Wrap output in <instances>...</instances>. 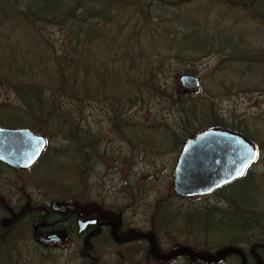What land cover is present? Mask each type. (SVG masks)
<instances>
[{
  "label": "trees",
  "instance_id": "1",
  "mask_svg": "<svg viewBox=\"0 0 264 264\" xmlns=\"http://www.w3.org/2000/svg\"><path fill=\"white\" fill-rule=\"evenodd\" d=\"M206 5L216 9L214 17L200 13L206 12ZM158 7L165 16L154 13ZM169 8H181L183 13L173 15L167 12ZM235 11L264 22V0H0V84L15 94L23 107L21 120L6 125L27 127L44 136L46 144L37 163L49 159L51 152L55 159L59 148L77 159L73 167L76 188L64 184L70 197L76 199L78 188L87 183L89 175L82 173V165L93 167L97 142L94 129L84 120L87 103L100 106L108 128L117 137L130 139L138 151L136 146L141 145L145 152H161L149 132H158L163 141L182 142L206 128L225 127L252 140L244 130L223 122L215 109L214 92L185 93L167 74L175 69L173 64L185 67L211 55L218 57L214 70L223 78L235 67L241 69L236 72L241 78L243 69L260 64L264 60L262 50L250 49L244 34L229 33L226 29L231 24L220 21L222 14L229 16ZM129 18L134 24L128 30L125 26ZM48 27L56 28L62 37L49 39ZM224 89L219 93L227 94ZM0 108L8 107L0 104ZM129 109L144 110L146 119L129 117ZM127 129L132 131L131 137ZM53 134L61 135L66 145L50 148L48 140ZM246 178L244 174L236 182ZM128 186V200L121 205L124 210L100 204L118 214L122 221L120 235L127 234L125 227L129 224V232L145 231L160 245L158 233L172 221L171 214L166 215L170 198L175 196L171 178L166 192L151 202L147 210L150 225L145 228L133 226L123 215L126 205H136L148 189L145 183L140 185L143 190ZM242 217L245 220L240 231L252 225L259 228L257 236L246 235L242 243L264 244V213L245 209ZM76 229L72 224L68 239L75 237L72 252L77 264H105L97 243L113 246L108 252L110 264H168L176 259L155 258L148 251V243L137 241L141 238L115 242L107 231L82 238ZM28 231L27 227L20 241L8 235L0 242V264H19L23 258L36 255L42 264L49 255L43 251L48 245L35 243ZM233 240L228 244H240ZM179 243L186 244L172 242ZM24 244L30 246L31 254L22 248ZM201 248L212 251L211 246ZM161 249L167 251L166 247ZM262 258L264 262L263 253ZM182 259L184 264H195L187 257Z\"/></svg>",
  "mask_w": 264,
  "mask_h": 264
},
{
  "label": "rangeland",
  "instance_id": "2",
  "mask_svg": "<svg viewBox=\"0 0 264 264\" xmlns=\"http://www.w3.org/2000/svg\"><path fill=\"white\" fill-rule=\"evenodd\" d=\"M203 10L206 12L200 10V13L204 17H214L216 9L211 5H206ZM122 11L124 13L126 9ZM167 12H172L173 15H180L183 13V10L181 8H169ZM154 13L165 16L160 7L155 9ZM227 14L229 13L222 14L220 19V21L225 22L227 25L231 24L226 31L232 34H244V39H249L250 41V49L262 50V56L264 57V22L251 19L242 12H231L229 16ZM127 21L125 29L129 30L133 26L134 21L130 18ZM46 31L49 33H47L49 39L54 38L59 40L62 37V33L58 32L56 28L48 27ZM217 60V56L211 55L185 67L173 64L175 69L169 71L167 74L169 77L176 79L178 86L185 93L192 92L193 94L201 95L206 89L214 92L217 95L214 99L215 109L222 117L223 122L244 130L248 136L254 139L251 140L250 138L252 142L257 146V143L260 144L257 158L249 166L246 173L247 178L236 182L235 186H230L231 188L221 189L218 192L197 197L180 198L172 196L168 203L170 208H167L168 213L166 214L167 216L171 214L172 221L158 233L161 247H168L173 241H184L188 246H196L195 249H202V246H211L214 249L218 245L230 243L236 230L239 229L237 223L221 218L220 215L224 214L223 211H211V209H223L232 198L241 204H245L244 208L252 211V213H264V60L260 64H254L250 68L243 69L244 73L241 75V78L236 76L237 70H241L238 67H235V70L231 71L230 74L227 73L228 76H225V78L221 77L214 70ZM183 73L196 75L200 81L198 87L194 90L181 87L177 78ZM220 83L223 86L219 85ZM223 89L227 91V94L223 95L219 93ZM0 104L8 107L0 108V120L5 119L3 116L5 111H10L12 114L17 111L22 114L23 107L20 101L15 94L8 91L2 84H0ZM84 114L86 116L85 121L90 125V128H93L95 133L101 132L100 134H102L105 140L103 148L105 143L108 148L110 146L113 149L121 145L116 139L123 138L114 137V132L109 130L100 106L95 103H87ZM127 114L129 117L136 115L139 118L146 119L144 110L129 109ZM160 116H166V113H161ZM126 132L130 137L132 136L131 130L127 129ZM149 133V137L155 139L157 144H160L161 152L157 153V150L145 152L142 150L141 145L136 146V148L139 147V151L134 149L132 160L135 175L130 174V182L135 186H139L140 190H143L140 185L145 183V188L148 191L146 196L139 197L136 205L126 207L123 215L125 221L140 228L146 227L144 224L148 220L147 210L155 196L166 192L168 179L170 178V167L174 161L172 154L168 151L164 152L168 149L169 142H166V140L162 142L163 139L160 138L158 132ZM61 137V135L55 136L53 134L48 140L50 148L64 145L65 141ZM123 148L125 149V146ZM57 153L55 159L51 158L53 157V152H51L49 159L38 161L34 166L35 172L39 173L43 171L46 175H52L55 180L59 179L63 184H70L76 188L77 180L73 167L77 159L72 157L69 151H62V148H59ZM101 162L103 164L97 169L99 173L95 175L96 163L94 162V170L90 180L91 185L95 186L99 193L105 194L104 200H107L108 203H111L110 200L114 201L115 196H117V203L119 205L121 203L125 204L128 200L126 195L129 191L127 190L128 185L126 184V186L125 183L121 184V179L119 180L114 171H111L109 158L107 160L102 159ZM115 190H117L116 194ZM199 210L200 212L196 213ZM176 212V217H174ZM241 231H243L241 237L246 240V235H250L251 238L257 236L259 228L257 225H252V227L247 228L245 231L243 229ZM73 238L70 239L71 241L65 238L59 242L60 244L54 242V244L48 245L43 251L49 255H47L46 259H42V264H77V260L74 258V253L72 252V248L75 245V237L73 236ZM97 244L99 249L102 248L101 261L105 264H110L108 252H110L112 245L108 248L101 243ZM22 248L24 250L27 249L30 252L28 254H31V251H29L30 246L24 244ZM261 252L264 254V250ZM36 256L29 257L28 259L23 258L19 264H39L40 260ZM168 264H184V260L179 258ZM222 264L235 263L229 259L226 263Z\"/></svg>",
  "mask_w": 264,
  "mask_h": 264
},
{
  "label": "flooded vegetation",
  "instance_id": "3",
  "mask_svg": "<svg viewBox=\"0 0 264 264\" xmlns=\"http://www.w3.org/2000/svg\"><path fill=\"white\" fill-rule=\"evenodd\" d=\"M9 112L5 111L3 113V116L5 119L0 120V127L21 128L22 126L6 125V122L8 121L13 120L14 122H16V121L21 120L20 112L15 111L14 116L12 118L10 116L7 117L8 115L12 114ZM84 120H86V117L84 118ZM30 130L33 131L32 129ZM100 133L101 132L95 133L97 142L94 145L95 151L92 154L93 161L96 163V169H95L94 175L99 173V170L97 169L100 165L103 164L101 160L102 159L107 160L109 158V163L111 164V166L109 167L111 171H114L115 175L119 177V180L121 179L122 181L121 184L125 183V185L126 184L132 185V183L130 182V179H131L130 174L132 175L134 174L133 160H132L133 155H134L133 153L134 147L131 143V140L130 139H116V141L121 143L119 147L113 149L112 147L109 146L108 148L107 144L105 143V146L103 148L102 146L105 140L103 139L102 134ZM84 135H85V131L83 129V136ZM114 137L117 138L115 133H114ZM185 141L186 139L182 142L174 141V140L166 141V142H169V145H168V149L165 150L164 152L168 151L170 154H172L173 160H174L170 167L171 181H173L174 168L177 162V158L181 152L182 146L184 145ZM45 144H46V140H45ZM123 146H125V149L123 148ZM257 151H258V147H257ZM83 152L86 153L85 145L83 146ZM37 159L34 161V163H32L25 170L16 168L0 160V242L5 240V238L8 235H12V237H15L16 240L20 241L21 240L20 238L22 237L23 232H25L27 227L29 228L28 233L30 237L32 238V240L35 243L42 244V245L54 244V242L50 241V242L45 243L42 240L45 237H47L48 234L51 232L58 234L61 237L60 241H62L65 238L68 239L69 238L68 233L70 231L72 224L76 226L77 228L76 230L78 231L79 236L82 238L83 237L88 238L101 231H107L110 234L112 230V225L108 222V219L100 217L98 212H92L89 214L82 215L79 210H70V209L61 210L60 209L61 207H63V205H65V203H70L74 201L77 203V205H95L101 211L112 212L118 221L117 233L119 236H122L120 235L122 231L121 230L122 221H120L118 214L114 213L108 207L102 206L100 202H104V204L112 207L113 209L124 210L125 206L123 208L121 207L122 203L120 205L117 203V196H115L114 201L109 199L111 203H108L107 200H104L105 194H102L101 192L99 193L97 188L91 185L90 180L92 178L94 164H93V167H89V166L87 167L86 164L82 165V168H83L82 173L86 174L88 172L89 175L86 178L87 183L83 182L82 186L78 188L79 197L78 199H76V198L70 197L69 190L65 188V185L59 179L55 180L52 175L51 176L48 174L46 175L43 171H40L39 173L35 172L36 170H34V166L37 164ZM255 160L247 165L243 175L246 174V172H248L249 166L253 164ZM240 177L234 178L212 189L211 191L205 194L191 195V196H182V195L176 194L175 192L174 194L176 197L189 198V197L207 195L212 192L215 193L221 189H228L230 186H235L236 181L240 179ZM128 188L129 187L127 186V189ZM172 189H173V186H172ZM116 193H117V190H115V194ZM126 195L128 197L129 192ZM126 207L128 206L126 205ZM244 207H245V204L243 203L241 204L240 202L235 201L232 198V200L229 201L226 204V207H224L223 209L212 208L211 211H218V212L223 211L224 214H221L220 217L226 220H231L233 222H236L239 227V229L236 230L235 235H233L232 239L236 240V242H239L240 244H237V245L225 244L223 246H235V247L240 248L244 254L245 264H257V256L260 257L262 264H264L263 258H262V252H261L262 250H264V244L253 243V244L246 246L244 245V243H242V242H245V240L240 235V232H241L240 228L242 226L241 221L245 220L242 217V212H244L246 209ZM22 208H24V211L21 215H19V217L16 219L15 222H12V223L6 222L7 219L12 218L15 214L22 211ZM149 222L150 220L148 217V220L146 221L144 225L148 227L150 225ZM125 228H126L125 231H127L125 233L127 234L123 236L133 233V232L128 231L129 224H127V227ZM137 232H143V233L149 234L145 231H137ZM137 241H142V242L144 241L145 243H148V249H149V242L147 239L141 238V239H137ZM155 242H156V239H155ZM56 244H60V243H56ZM156 245L158 249L162 251L161 249L162 247L158 245L157 242H156ZM174 245H183L191 249H195V248H192L191 246H188L187 244L179 243V244H170L168 247H166L167 251H163V252H170L171 248ZM220 247L222 246L214 247V249H212L211 252H214ZM198 250H203V249L199 248ZM182 257H185V256L178 255L175 258L182 259ZM229 259L236 260L237 264H241L240 263L241 258L239 254L237 253L227 254L223 258L221 263H218V264L226 263Z\"/></svg>",
  "mask_w": 264,
  "mask_h": 264
},
{
  "label": "water",
  "instance_id": "4",
  "mask_svg": "<svg viewBox=\"0 0 264 264\" xmlns=\"http://www.w3.org/2000/svg\"><path fill=\"white\" fill-rule=\"evenodd\" d=\"M181 87L194 90L199 78L190 73L177 78ZM45 146V138L28 128L0 127V160L16 168L25 170L39 157ZM256 145L243 134L225 127H209L187 138L177 158L173 174V191L182 196L205 194L212 189L243 175L247 165L257 156ZM61 210H79L81 214L98 212L112 225L110 232L115 242H125L133 238H145L149 242L148 251L159 260H171L182 255L196 264H218L230 253L239 254L241 264H245L243 251L235 246H222L214 252L191 249L174 245L170 252L158 249L153 236L143 232H133L126 236L117 233L118 221L110 211H101L95 205L65 203ZM24 211L15 214L6 222H15ZM5 222V221H4ZM84 223V222H83ZM4 235V234H3ZM2 235V236H3ZM61 237L49 233L43 242L59 243ZM257 264H262L257 256Z\"/></svg>",
  "mask_w": 264,
  "mask_h": 264
}]
</instances>
